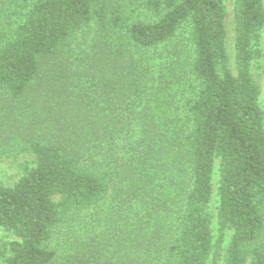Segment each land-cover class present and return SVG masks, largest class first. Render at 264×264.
<instances>
[{"label": "trees", "instance_id": "16d2710c", "mask_svg": "<svg viewBox=\"0 0 264 264\" xmlns=\"http://www.w3.org/2000/svg\"><path fill=\"white\" fill-rule=\"evenodd\" d=\"M17 1L20 16L0 27V145L20 130L9 109L37 80L48 113L46 127H28L14 148L33 166L13 185L0 183V229L14 238L0 245V264H51L54 234L77 216L80 233H96L81 244L85 264L216 261V163V224L231 232L223 264H264V112L251 73L263 0H231L233 68L226 0H137L150 19L132 22L103 0ZM90 24L98 37L122 41L78 58L70 89L64 55ZM180 55L177 123L169 133L139 124L138 134L149 64L160 59L170 71ZM54 66L58 74L43 80Z\"/></svg>", "mask_w": 264, "mask_h": 264}, {"label": "rangeland", "instance_id": "374dc122", "mask_svg": "<svg viewBox=\"0 0 264 264\" xmlns=\"http://www.w3.org/2000/svg\"><path fill=\"white\" fill-rule=\"evenodd\" d=\"M17 0H0V27L3 25V21L7 17L15 20L20 16L21 9L17 5ZM94 3V0H92ZM107 7L111 10H116L123 17L126 22L132 21H147L150 19L149 15L142 10L137 0H103ZM226 46L228 55L230 58V64L233 68L234 58V35L232 30V12H231V0H226ZM264 3V0H263ZM181 38V37H179ZM122 41L119 34L110 33L106 37H98L96 34V26L90 24L83 28L81 31L75 34L70 41L69 51L64 55L63 65L69 69L67 85L70 89H73L72 83L78 85V74L76 61L78 58H84L86 56H92L99 51L105 50L111 45H117L118 42ZM179 41V40H178ZM119 44V43H118ZM177 47L176 44H172L171 48ZM261 57L252 64L251 73L254 82L259 88V105L264 112V29L260 35L258 45ZM175 52V50H173ZM160 59L150 63L149 65V87L145 97L142 100V105L138 109L136 119V131L138 134L140 131L139 124L144 129L150 127L169 128L168 133L173 129L175 123H177V116L174 112V103L178 92L183 88V79L181 78V70L185 63V57L180 55L175 59V63L172 64V69L169 71L166 68H161ZM59 66H54L47 72L42 73L40 77L43 80H47L49 77L58 74ZM56 68V69H54ZM40 86V80H37L33 84V90L27 95L24 103L15 105L9 109L10 124L19 126L18 132L13 134V138L7 144L0 145V183L5 186L13 185L19 177L22 175V166L28 164L30 167L33 166V157L26 154L17 153L14 149L17 142L21 139L20 133L25 134V129L33 127L34 130L39 128H45L43 124L46 119L48 111L38 104V101L42 99L44 95L45 81ZM75 89V88H74ZM40 103V102H39ZM138 128V129H137ZM22 130V131H21ZM163 130V129H162ZM6 147V148H5ZM217 163L216 170L214 173L213 188L214 194L211 202V215H212V233L214 241L220 236L222 237V254L216 261L210 260L208 264H223L224 251L227 248L231 232L225 231L220 233L216 224V209L218 200L216 197L217 187ZM54 201H58V197L54 198ZM81 216L74 217L66 221L54 234L51 241V248L55 252L54 260L51 264H85L83 262L86 250L82 248V242H86L89 239H93L96 233H80L78 226ZM14 238L0 229V245L13 241ZM114 261V258H113Z\"/></svg>", "mask_w": 264, "mask_h": 264}]
</instances>
